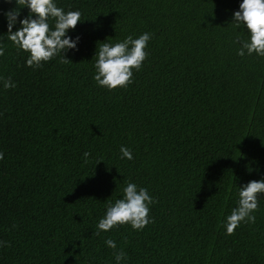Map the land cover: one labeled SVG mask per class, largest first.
<instances>
[{
    "label": "trees",
    "instance_id": "trees-1",
    "mask_svg": "<svg viewBox=\"0 0 264 264\" xmlns=\"http://www.w3.org/2000/svg\"><path fill=\"white\" fill-rule=\"evenodd\" d=\"M239 2L56 0L81 12L78 50L38 68L0 38V77L16 85L0 81V264H116L107 238L121 264H264V198L254 223L222 226L236 186L264 177V57L236 54ZM143 32L132 83L97 86L96 44ZM128 182L155 199L151 223L96 235Z\"/></svg>",
    "mask_w": 264,
    "mask_h": 264
},
{
    "label": "clouds",
    "instance_id": "clouds-1",
    "mask_svg": "<svg viewBox=\"0 0 264 264\" xmlns=\"http://www.w3.org/2000/svg\"><path fill=\"white\" fill-rule=\"evenodd\" d=\"M5 3L15 4L8 10H0L4 17L6 32L0 38L7 39L20 51L27 53L24 61L26 67L38 68L42 62L59 56L61 63L70 60L66 53L76 51L80 41L79 35H70L77 22L81 20V12L64 10L57 6L56 0H4ZM22 5V7H18ZM27 8V14L21 16V9ZM51 26H50V23ZM231 24L237 29L233 43L238 44L236 54L240 57L255 54L264 57V0H240L238 10L232 12ZM15 27V30L13 28ZM243 32V36L240 35ZM151 33L143 32L138 36L127 35L122 40H110L96 44L93 58L92 79L99 87L113 90L126 87L132 83L133 70H139L146 59L145 51ZM4 49L0 47V55ZM4 89L14 88L16 85L10 77H0ZM120 158L131 160L132 152L121 146ZM2 155V154H0ZM88 152L83 153L87 163ZM102 160H98L97 163ZM121 195L114 201H108L103 215L98 219L95 228L96 235L107 232L117 225L128 224L133 230H142L151 223L149 215L150 205L155 199L149 195L145 187L128 182L121 189ZM264 177L249 180L236 186L235 206L222 221L225 235H230L241 222L254 223L253 213L257 209L258 201L264 198ZM6 242L0 241V244ZM104 244L113 250L116 264L126 260L122 249H117L116 242L107 238Z\"/></svg>",
    "mask_w": 264,
    "mask_h": 264
}]
</instances>
